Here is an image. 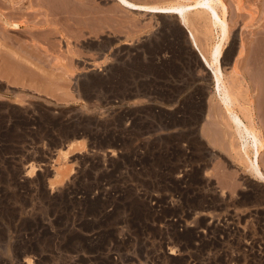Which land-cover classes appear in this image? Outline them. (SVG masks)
Wrapping results in <instances>:
<instances>
[{"label":"rangeland","instance_id":"374dc122","mask_svg":"<svg viewBox=\"0 0 264 264\" xmlns=\"http://www.w3.org/2000/svg\"><path fill=\"white\" fill-rule=\"evenodd\" d=\"M130 1L90 0L81 31L50 35L5 24L27 13L0 3V264H264V0H221L216 57L202 0ZM227 87L262 137L261 177L240 158L251 136L226 118ZM64 156L63 182L44 177Z\"/></svg>","mask_w":264,"mask_h":264},{"label":"bare ground","instance_id":"6f19581e","mask_svg":"<svg viewBox=\"0 0 264 264\" xmlns=\"http://www.w3.org/2000/svg\"><path fill=\"white\" fill-rule=\"evenodd\" d=\"M7 1H9L10 3L11 2H15V3H17L15 6H12V7H14V10H15V12L17 13V14H19V15H22V14H24V13H27L26 14V19L25 20H18L17 18V20L19 21L18 23H14V22H16V21H10V20H8V18H7V20H4V23L5 24H10V25H12V27L13 28H15V27H18V26H21L22 24H24V25H26V26H23V28L25 27V29L24 30H26L27 28H34V27H37V29H39L40 27L42 28V30L43 31H46V32H44L45 34H48V33H52L54 30H56L57 32H62V31H64V32H66V33H69V32H78V31H81L82 30V23L86 20V19H88L90 16H93V14H92V11H91V8H90V4H89V2H90V0H0V3H6ZM119 2H121L122 4H134V3H132L130 0H118ZM164 1L165 0H163V3H164ZM168 1V3L167 4H162L161 2L162 1H160L159 0V2L161 3V4H159L158 2V4H156V2H155V4L153 3L152 5H151V7H153V8H158V9H176V8H180L181 7V5L180 4H178V1H175V2H173L172 0H170V1H172V2H169V0H167ZM198 2V0H195V3H197ZM218 4H221L222 5V1L221 0H202L201 1V3H200V5H202L203 7H205L206 9H208V13L212 16V19H213V23L215 24V25H217L218 26V28H219V31H220V38H219V41L217 42V43H215V44H213V50H212V53H213V55L216 57V55L219 53V51H220V46L222 45V41L225 39V35H226V21H225V19L224 18H222V20H220V18H219V16H218V14H217V11H216V7L218 6ZM13 5V4H12ZM4 7V6H3ZM11 7V8H12ZM10 8V9H11ZM25 9H27L28 11H26ZM180 10V16H181V18H182V20L185 22L186 21V17L184 16V12H183V10H181V9H179ZM12 13V12H11ZM6 14V13H5ZM16 14V15H17ZM42 15V18L40 19V18H38V19H36V16L37 15ZM14 15V14H13ZM25 15V14H24ZM6 16H7V14L6 15H4V17L6 18ZM11 17V16H10ZM18 17V16H17ZM20 17V16H19ZM40 17V16H39ZM22 18H23V16H22ZM28 18V19H27ZM11 19V18H10ZM15 19V20H16ZM60 23H63L64 24V26L65 27H63V26H58V24L59 25H62V24H60ZM84 24V23H83ZM2 26V25H1ZM15 26V27H14ZM6 27V26H5ZM29 29V30H30ZM4 30V29H3ZM12 30H14V29H12ZM19 30V29H18ZM28 30V29H27ZM34 30H36V28L35 29H33V31ZM39 30H41V29H39ZM53 30V31H52ZM15 31V30H14ZM32 31V30H31ZM52 31V32H51ZM6 32V31H5ZM4 32V33H5ZM24 32V31H23ZM28 32V31H27ZM20 33V32H19ZM38 33V32H37ZM24 34V33H23ZM27 34V33H26ZM3 35V34H2ZM31 35V34H30ZM42 35V34H41ZM48 35H50V34H48ZM45 36V35H44ZM2 37V36H1ZM15 37V36H14ZM33 37H35V36H33ZM47 37V36H46ZM49 37V36H48ZM31 38H32V36H31ZM43 38V37H42ZM50 38V37H49ZM7 39V38H6ZM16 39V38H15ZM29 39H30V37H29ZM32 39H34V38H32ZM35 40V39H34ZM33 40V41H34ZM54 40V39H53ZM48 41H50V40H48ZM66 41V40H65ZM64 41V42H65ZM19 43V42H18ZM22 43V42H21ZM35 43H36V41H35ZM53 43H54V41H53ZM69 43V42H68ZM67 43V45H69ZM28 44H30V43H28ZM32 44V43H31ZM23 45V44H22ZM21 45V46H22ZM35 45V44H34ZM33 45V46H34ZM36 45L38 46V44L36 43ZM52 45H54V44H52ZM52 45H50V46H52ZM66 45V44H65ZM20 46V47H21ZM26 46V45H25ZM28 46V45H27ZM33 46H31V45H29V47H33ZM50 46L48 47H46L47 49L49 48L50 49ZM34 47H36V46H34ZM44 48H45V46H44ZM43 48V49H44ZM67 48H69V47H67ZM21 49H25V48H23V47H21ZM27 49V48H26ZM33 49V48H32ZM31 49V52L33 51ZM47 49H44L45 51L47 50ZM34 50H35V48H34ZM40 50V49H39ZM39 50H36L37 52L39 51ZM41 50H42V48H41ZM16 51H18V50H16ZM15 51V52H16ZM30 50H28V52H29ZM65 51H67V49L65 50ZM8 52V51H7ZM18 52H20V50L18 51ZM18 52H17V54H18ZM27 51L25 52V54L26 53H28ZM33 52H35V51H33ZM40 52V51H39ZM40 53H42V51L40 52ZM40 53H38L40 56H39V58H40V60H41V55L42 54H40ZM15 54V53H14ZM20 54H23V53H20ZM31 54V53H30ZM24 55V54H23ZM31 56H33V53H32V55ZM15 57V56H14ZM18 57V56H17ZM21 57H22V55H21ZM20 57V58H21ZM34 58H35V56H33ZM3 58V57H2ZM4 58L6 59V61L5 62H7L6 64L5 63H3L4 62V59L2 60L1 59V61H2V63H1V67L0 68H3V70H4V72H5V70H10L11 71V69H7L8 67V65H9V63H10V60H9V57H5L4 56ZM19 58V57H18ZM17 58V59H18ZM19 58V59H20ZM29 58H30V60H29ZM33 58V59H34ZM39 58H38V60H39ZM21 59H23V60H21ZM20 59V61H24L25 62V64L26 63H28V64H32V65H34V67L35 66H37V64H39L37 61H35V62H37L36 63V65H35V62H33V61H31L32 59H31V57H29L28 56V59L27 58H25L24 56H23V58H21ZM45 59V58H44ZM15 60V59H14ZM215 60H216V58H215ZM0 61V62H1ZM16 61V60H15ZM46 61V60H45ZM42 62V61H41ZM44 62V61H43ZM47 62H48V60H47ZM49 62H51V61H49ZM12 63H14L13 61H12ZM11 63V64H12ZM44 63H46V62H44ZM5 64V65H4ZM11 64H10V66H9V68L10 67H13L12 69H14V67H15V70L16 69H18L17 68V66H11ZM28 64H27V66H28ZM41 64V68L43 67L44 68V66H45V64H44V66H42V64L43 63H40ZM17 65V64H16ZM20 65V64H19ZM31 65V66H32ZM46 65H47V63H46ZM4 66V67H3ZM30 66V67H31ZM38 66H40V65H38ZM21 67V66H20ZM33 67V68H34ZM5 68V69H4ZM39 68V67H38ZM37 68V69H38ZM23 69H26V68H23ZM37 69H35V70H37ZM15 70H13V72H15ZM27 70V69H26ZM25 70V71H26ZM212 70H213V74H214V80H215V86H217L218 87V80H219V78H220V76H219V73L217 72L218 71V69H217V66H215V67H212ZM0 71H2V70H0ZM7 71V72H8ZM19 71H21L20 70V68H19ZM19 71H17L18 73H16V75H18L17 76V78L19 77V75H20V73H19ZM28 71V70H27ZM6 73V72H5ZM7 74V73H6ZM24 74V73H23ZM32 74V73H31ZM36 75V74H35ZM43 75V74H42ZM29 77H32L33 78V76H31V75H28ZM44 76V75H43ZM79 76V75H78ZM8 77V76H7ZM34 77H36V76H34ZM37 78V77H36ZM79 78V77H78ZM41 79V78H40ZM80 79V78H79ZM38 80V79H37ZM36 80V81H37ZM83 80L85 81V80H87V78L86 79H84L83 78ZM91 80V79H90ZM86 83V82H85ZM83 84H84V82H83ZM86 87V86H85ZM223 94H222V96H221V99H222V101L224 102V104H225V106H226V109H227V112H228V115H227V117L226 118H228V119H230V121L235 125V129H236V132H237V134L238 135H240L242 138H245V134H250V136H251V145H250V147H251V150L250 149H248V146H249V144L250 143H247V140H245L244 142H242L241 143V147H242V152L240 153V158H243V159H245L246 161H247V168H250V170H252L257 176H263V172L261 171V169H260V167H259V160H258V155H259V148L263 145V140H262V137L260 136V134H259V132H257V130H256V128H249V127H247V125H245V123L243 122V120L236 114V113H234L231 109V104L233 103V100H235V97H234V94H233V92L232 91H229V89H228V87L227 88H223V92H222ZM132 94V93H131ZM108 97V96H107ZM249 112H250V110H249ZM248 112V113H249ZM204 115V114H203ZM207 117H209V114H208V112L206 113V115H204L203 116V119H205V118H207ZM247 117H250V115L248 116L247 115ZM249 121H251V119H249ZM112 122V121H111ZM71 126V125H70ZM81 127V126H80ZM81 130V129H80ZM125 130V129H124ZM206 129H204V132H206L207 133V135L208 134H210L209 133V131H205ZM129 131V130H128ZM83 132H85V131H82V132H76V133H73L72 134V136L73 137H80V136H82L83 135ZM131 132V131H130ZM89 133V132H88ZM196 134V133H195ZM200 134H201V132H200ZM93 135H94V133H93ZM71 136V135H70ZM92 136V135H91ZM120 136V135H119ZM201 136H202V134H201ZM114 137H115V135H114ZM185 137V136H184ZM196 137V136H195ZM122 138V137H121ZM199 138V137H198ZM91 139V138H90ZM82 140H83V137L81 138V139H74L73 141L71 140V141H69L65 146L67 147V149H65L66 150V152H69V151H71L72 149H73V147H74V144H79V145H81L83 142H82ZM119 140V139H118ZM127 140V139H126ZM153 140V139H152ZM189 140V139H188ZM211 140V139H210ZM120 141V140H119ZM122 142V141H121ZM130 142V141H129ZM149 142V141H148ZM186 142H189V141H187L186 140ZM192 142V141H191ZM210 142V141H209ZM124 144V143H123ZM151 144V143H150ZM189 144V143H188ZM187 144V145H188ZM117 145V144H116ZM62 146H64V145H62ZM240 147V148H241ZM246 147V148H245ZM186 149V148H185ZM111 150V149H110ZM109 150V151H110ZM60 151V150H59ZM58 151V152H59ZM75 151V150H74ZM73 151V152H74ZM79 151V150H78ZM190 151V150H189ZM72 152V153H73ZM62 153V152H61ZM64 153H65V151H64ZM72 153H67L68 155H72ZM75 153V152H74ZM250 153H251V155H250ZM59 154V153H58ZM110 154H114L112 151H110ZM186 154V153H185ZM187 154H188V152H187ZM104 155V154H103ZM60 157H62V155L60 156ZM66 157H68V156H64V161L62 162L61 161V163H59L58 165H56V166H54V167H47L46 169H45V171H44V177H45V175H47V176H50L49 177V179H53L54 180V182L55 181H57V182H61L64 178H66L67 176H68V174L70 173V164L69 165H67L66 164V160H65V158ZM73 157L74 156H72V159H73ZM76 158H77V156H76ZM66 159H68V158H66ZM81 159V158H80ZM84 159V158H83ZM63 160V159H62ZM78 160V159H77ZM75 162V161H74ZM73 162V163H74ZM58 163V162H57ZM78 164V163H77ZM79 165L80 164H78L77 166L79 167ZM81 167V166H80ZM72 168V167H71ZM74 168H75V166H74ZM197 168V167H196ZM26 170V169H25ZM33 170V167H31L30 169H28L27 170V172H25V173H23L22 174V177L24 178L25 177V179L26 178H28V177H30V174L28 173V171H32ZM191 170V169H190ZM78 171V170H77ZM82 172V171H81ZM186 172V171H185ZM190 173V172H189ZM187 174V173H186ZM38 175V174H37ZM188 176V175H187ZM186 176V177H187ZM21 177V176H20ZM191 177V176H190ZM203 177V176H202ZM172 179H175V178H172ZM21 180V179H20ZM190 180H192V179H190ZM206 180V179H205ZM181 181V180H180ZM208 181H210V180H208ZM21 182V181H20ZM63 182V181H62ZM174 182V181H173ZM197 182V181H196ZM204 183V182H203ZM210 183V182H209ZM207 184V183H206ZM61 185V184H60ZM214 185V184H213ZM211 186V185H210ZM216 186V185H215ZM55 188V186H54V184H53V182H50V184H49V189H52V188ZM64 189V188H63ZM62 189V190H63ZM209 189V188H208ZM220 191V190H219ZM213 192V191H212ZM214 193V192H213ZM217 193V192H216ZM51 194V193H50ZM63 194V193H62ZM62 196H64V195H62ZM61 197V196H60ZM62 198V197H61ZM54 202H55V200H54ZM255 213V212H254ZM215 223V222H214ZM216 224V223H215ZM209 225V224H208ZM217 227V226H216ZM191 229V228H190ZM238 229V228H237ZM212 230V229H211ZM233 230V229H232ZM244 230V229H243ZM248 234V233H247ZM236 240V239H235ZM35 248V247H34ZM26 249V248H25ZM24 249V250H25ZM38 250V249H37ZM37 253V252H36ZM237 254V253H236ZM234 255V254H233ZM97 256V255H96ZM86 257V256H85ZM19 258V257H18ZM194 258V257H193ZM212 258V257H211ZM239 258V257H238ZM253 258V257H252ZM22 259V258H21ZM185 259V258H184ZM22 261V260H21ZM84 261V260H83ZM264 261V260H263ZM38 262V261H37ZM206 262V261H205ZM249 262V261H248ZM251 262V261H250ZM258 262V261H257ZM31 263V261H30V257L29 256H26V258L23 260V262H22V264H30ZM255 264V263H254Z\"/></svg>","mask_w":264,"mask_h":264},{"label":"water","instance_id":"95a60500","mask_svg":"<svg viewBox=\"0 0 264 264\" xmlns=\"http://www.w3.org/2000/svg\"><path fill=\"white\" fill-rule=\"evenodd\" d=\"M182 26H183V25H182ZM183 28H184V32H186L188 35H190L188 29H186V27H184V26H183ZM233 58H234V56H232L230 62H232Z\"/></svg>","mask_w":264,"mask_h":264}]
</instances>
